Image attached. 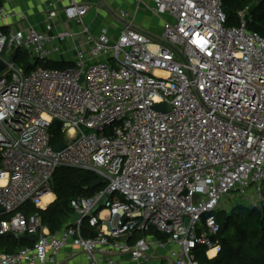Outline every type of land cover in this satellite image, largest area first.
I'll list each match as a JSON object with an SVG mask.
<instances>
[{"label": "built area", "instance_id": "obj_1", "mask_svg": "<svg viewBox=\"0 0 264 264\" xmlns=\"http://www.w3.org/2000/svg\"><path fill=\"white\" fill-rule=\"evenodd\" d=\"M66 2L79 42L0 6V237L38 236L0 252V264H200L198 249L215 257L222 199L264 185V36L248 28V7L226 26L222 0H136L165 17L157 40L124 10L114 38L94 36L83 24L89 6ZM65 41L73 62L44 66ZM56 121L63 135L53 144ZM59 167L91 170L102 187L72 198L79 218L50 233L24 208L49 205L41 201Z\"/></svg>", "mask_w": 264, "mask_h": 264}, {"label": "trees", "instance_id": "obj_2", "mask_svg": "<svg viewBox=\"0 0 264 264\" xmlns=\"http://www.w3.org/2000/svg\"><path fill=\"white\" fill-rule=\"evenodd\" d=\"M0 0V6H1ZM248 7V28L264 36V0H222L226 16V26L239 24L238 10ZM44 66L65 67L64 63H50ZM52 130V143L57 140ZM97 178L95 172L72 167H59L53 175L51 186L55 199L45 208L26 206V213L37 212L50 233H55L69 222L71 209L69 201L77 196H90L102 185L91 187ZM217 221L220 224L221 248L213 258H207L204 249H198L196 258L200 264H264V205L248 208L235 206L230 213L219 211ZM222 238L225 242H222ZM32 242L5 235L0 237V252H16Z\"/></svg>", "mask_w": 264, "mask_h": 264}, {"label": "crops", "instance_id": "obj_3", "mask_svg": "<svg viewBox=\"0 0 264 264\" xmlns=\"http://www.w3.org/2000/svg\"><path fill=\"white\" fill-rule=\"evenodd\" d=\"M79 3H85L89 6V10L83 17V24L89 28V31L98 36L104 30L107 35L114 38L117 31L122 27L123 21L117 17L120 10L126 11L133 18L134 25L148 33L153 37H157L161 33L162 21L165 17L157 16L150 10H146L143 17L138 9H136V0H76ZM2 3V1H1ZM66 0H8L2 3L7 10L15 14L25 15L28 23L43 34H55L64 29L71 30L76 33V42L82 40L81 25L75 21H69L65 18L63 7ZM143 6V5H142ZM146 8L145 6H143ZM54 10L56 15L51 19H47L49 11ZM16 18L12 17L7 22H15ZM50 21L51 30L46 29V24ZM141 25H138L137 23ZM74 48L70 41L59 43V52L54 53L50 59V63L71 64L74 60ZM52 193V192H51ZM51 203L55 199L53 194Z\"/></svg>", "mask_w": 264, "mask_h": 264}, {"label": "rangeland", "instance_id": "obj_4", "mask_svg": "<svg viewBox=\"0 0 264 264\" xmlns=\"http://www.w3.org/2000/svg\"><path fill=\"white\" fill-rule=\"evenodd\" d=\"M147 9L144 8L142 5L140 6V9L138 10L143 17L146 14ZM137 23V22H136ZM138 25H141L140 23H137ZM30 60V58L20 52L18 56L15 58V63L17 65H26ZM63 135V133L56 132V137L60 138ZM52 192V190H51ZM53 193V192H52ZM54 194V193H53ZM50 204V203H49ZM242 205L248 208H252L255 206H261L264 205V185L261 186L260 190H257L256 188H252L248 191V193L242 195L238 191H230L221 201V205L219 207L220 211H224L225 213H230L231 209L235 206ZM217 213H215V216L217 217ZM70 220V219H69Z\"/></svg>", "mask_w": 264, "mask_h": 264}, {"label": "water", "instance_id": "obj_5", "mask_svg": "<svg viewBox=\"0 0 264 264\" xmlns=\"http://www.w3.org/2000/svg\"><path fill=\"white\" fill-rule=\"evenodd\" d=\"M154 38L157 39V40H160L158 37H154ZM28 67H29V66H28ZM3 68H4V63H3L2 61H0V70L3 69ZM154 108L165 110V107L162 106V105H155ZM60 127H61V122L56 121V122H55V130H56V131H59ZM63 146H64L63 141H60L59 143H57V144L54 145V149H55V150H60L61 148H63ZM101 184H102V178H101V177H98V178H96V179H94V180L92 181V183H91V187L93 188V187L99 186V185H101ZM107 198H108L107 196H104V197L98 202V204L95 206V208L93 209V211L95 212V211H97L101 206H104L105 201L107 200ZM78 218H79V215H78V214H72V213L69 214V219H70L71 222H74V221H75L76 219H78ZM10 236H13V237H14L13 234H11ZM19 238H21V239H25V240H28V241H30V242H35V241L38 239V236H37V235H22V236H19ZM222 242H223V243L225 242V240H224L223 238H222Z\"/></svg>", "mask_w": 264, "mask_h": 264}, {"label": "bare ground", "instance_id": "obj_6", "mask_svg": "<svg viewBox=\"0 0 264 264\" xmlns=\"http://www.w3.org/2000/svg\"><path fill=\"white\" fill-rule=\"evenodd\" d=\"M159 74H163L162 72H158ZM52 197H53V195H52V193L50 192V193H48L47 195H45L43 198H42V201H41V204L43 205V204H45V203H47V202H50V200L52 199ZM213 253H214V251L213 250H211V251H209V255H213Z\"/></svg>", "mask_w": 264, "mask_h": 264}]
</instances>
